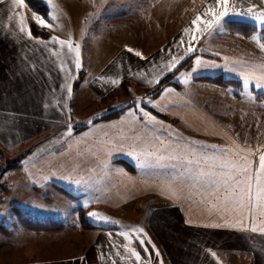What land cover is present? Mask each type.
I'll return each mask as SVG.
<instances>
[{
	"label": "crops",
	"instance_id": "crops-1",
	"mask_svg": "<svg viewBox=\"0 0 264 264\" xmlns=\"http://www.w3.org/2000/svg\"><path fill=\"white\" fill-rule=\"evenodd\" d=\"M53 1L62 9L59 14H69L63 4L69 0ZM179 1L155 0L156 7L150 8L151 0H120L127 10L111 8L104 18L105 10L97 12V18H108V28H101V22L94 29L80 30L75 39L68 31L47 28L55 12L48 0L41 6L24 0L23 7L14 0H0V149L16 161L14 169L0 177L6 179L5 197L14 198L7 204L13 216L6 227L0 225V235L11 234L15 244L28 242L20 245L26 258L14 264H149L138 243L139 230L146 243L150 241V264H264V235L251 231L253 225L264 227V207L255 201L264 122L235 123L231 108L219 103L211 107L214 95L199 94L208 87L235 85L195 78L221 75L237 80V88L247 80L255 92L257 83L264 84L261 34V46L253 50L246 43L251 33L243 37L229 31L225 18L216 23L215 15L223 11L218 0L201 1L183 22L167 30L171 3ZM230 6L257 21L264 12L262 0H229ZM215 26L221 30L214 31ZM219 40L221 47H216ZM189 46L194 54L190 64L175 73L176 85L146 96L143 90L173 70V57L178 66L190 54ZM258 94L264 91L255 97ZM129 95L132 104L118 115L96 119L107 112L108 104L129 102ZM137 109L154 119H141ZM147 152L192 159L193 164L181 161L176 168L159 167L154 158H146ZM204 159L210 163H196ZM245 163L253 177V207L249 211L246 206L241 215L233 189L243 188L247 180L233 169ZM259 184L264 191V175ZM52 198L60 205L56 208L72 209L77 220L80 209L86 218L94 211L109 212L113 221L93 224L88 219L92 227L83 228L88 230L75 247L73 233V240L65 242V223L46 207ZM225 204L231 210L225 211ZM13 209L55 220L61 227L52 231L21 227ZM122 216L129 221L125 227L114 223ZM239 219L243 227L235 224ZM42 242L48 248L45 245L40 254ZM132 251L140 253L139 262Z\"/></svg>",
	"mask_w": 264,
	"mask_h": 264
},
{
	"label": "rangeland",
	"instance_id": "rangeland-1",
	"mask_svg": "<svg viewBox=\"0 0 264 264\" xmlns=\"http://www.w3.org/2000/svg\"><path fill=\"white\" fill-rule=\"evenodd\" d=\"M27 2L30 3V5L33 3L36 6L43 4L41 1L42 0H26ZM52 1V2H51ZM70 2L68 3H63L64 6L67 5L69 9V14H59V11L62 9H59L56 7L55 4L57 2L53 0H48V5L50 8V11H55L50 14V18L52 23L47 24V28L53 29L55 31H68V34L71 37H74L75 39L77 36H79V31L80 30H87L89 27L91 29H94V27L98 26L101 22V28L105 26L109 27V20L107 19H100V17L97 18V15L99 11H104V13L101 14V17L104 18L106 13H109L112 9L114 10H127V6H120L118 2L120 0H69ZM203 0H180L176 5L171 3V12L167 14V30H170L171 26L172 28L174 25L180 22H183L189 15V13L192 10H195L196 7L199 5L200 2ZM95 3V8H93L92 5ZM102 3V4H100ZM167 3V2H166ZM62 6V3H60ZM115 5V6H114ZM41 6V5H40ZM67 6H65L67 8ZM82 6H86V10L82 8ZM175 6V8H174ZM155 0H151L150 3V8H155ZM231 8H228V13L229 15L225 16L224 18L226 20H231L233 18L239 19L240 21H247V22H252L253 24L257 25L258 27L260 26L257 20H254L249 17L241 16V15H236L233 13H238L237 9L233 6H230ZM145 16H147L146 12H143ZM110 17V16H109ZM182 19V21L180 20ZM66 22V24H63ZM69 23V24H68ZM176 23V24H175ZM69 27H66V26ZM214 31L221 30V27H214ZM168 32V31H167ZM260 32L256 31L251 33V37L247 39L246 43L247 46L252 47L253 50L254 48L258 50L260 43L258 41V38L260 36ZM219 44V45H218ZM215 45H218L216 47H221V41H215ZM249 47V48H250ZM264 50V47H262ZM194 53H190L187 55L183 60L180 62L182 63L186 58L191 56ZM182 81V79H180ZM124 85V81L121 82ZM126 88V86H124ZM124 88V89H125ZM123 89V91H124ZM146 90H143L144 93H146ZM264 91V90H259V88H256L255 92H251L250 88L247 86L245 87L244 85L241 88H237L235 86H227L226 88L223 89H216V88H211L208 87L207 89H202L199 90V94H207V95H214L212 98L213 101L209 103V105L212 107L216 103H219V107H229L230 109V118L232 121L240 123H259V122H264V97H255V94ZM119 95L126 96L128 93H119ZM106 96V95H105ZM129 99L127 103H115V104H108L107 105V112L116 109L124 104L130 103V101H133L132 95L127 96ZM104 100V98H102ZM106 101V100H105ZM104 101V102H105ZM108 102V101H107ZM106 103V102H105ZM132 104V103H130ZM118 105V106H117ZM117 106V107H115ZM105 112V113H107ZM104 113V114H105ZM239 119V121H238ZM57 145H61L59 142ZM51 146H55L54 143L51 144ZM8 152L1 150L0 149V177L3 172L6 173V171L13 170V166L15 165V159L14 158H8ZM21 165V163H20ZM13 180V179H12ZM4 182H6V179L4 178L3 181H0V225L3 227H6V224H8L9 219L12 218V214L9 211V208L7 206L8 202L13 200L14 198L10 194L8 198L5 197V192H4ZM15 193V192H14ZM2 199V200H1ZM55 198H52V201L46 206L48 209H51L52 212H50L51 215H53L56 218H59L61 221L65 223L64 229L62 231V234H64L63 240L65 242L71 241L74 238V241H71V243H75V247L78 245V241H82L84 239L83 237V232L84 230L88 229H83L79 226L77 217L74 213V211L71 209L68 210L67 207L64 208H56L60 206L58 203L54 202ZM40 204V203H39ZM49 213V212H48ZM93 213H96L100 218L102 219H96L94 217L88 216L89 213H87V216L90 220L91 223L93 224H108L110 221H113V216L109 212H103V211H94ZM122 219H117L114 223L118 225L119 227H125L129 223V221H125L124 216L121 217ZM136 225V221H133V227ZM66 232V234H65ZM72 233H73V238H72ZM85 236V235H84ZM44 238V237H43ZM50 241L53 240L54 238L49 236ZM14 237H11V234H2L0 235V264H5V263H10L14 264L13 261H20V259L26 258V254L22 253L20 251V245L26 247L28 246L27 243H19L17 242L16 244L13 242ZM44 240L45 239H39ZM70 243V244H71ZM46 245V248H48V245ZM43 242L39 246V253L41 254L42 248L45 246ZM55 253H61V252H55ZM54 253V254H55ZM39 254V255H40ZM16 257V258H15Z\"/></svg>",
	"mask_w": 264,
	"mask_h": 264
},
{
	"label": "snow or ice",
	"instance_id": "snow-or-ice-1",
	"mask_svg": "<svg viewBox=\"0 0 264 264\" xmlns=\"http://www.w3.org/2000/svg\"><path fill=\"white\" fill-rule=\"evenodd\" d=\"M262 2H264V0H262ZM14 4L19 6V7H23L24 6V0H14ZM218 4L223 9V11H220L219 13H217L215 15L216 23H220V21L225 16L229 15V13H228L229 0H218ZM254 7L255 6H253V8ZM253 8H249L247 10V12L248 13H252L253 12ZM233 14L245 15L247 13L241 12V13H233ZM256 18L260 21L261 24H264V12H261L259 14V16L256 17ZM198 20H200L199 16L196 18V21H193V24L195 25ZM22 22H23V18H21V23ZM39 22L41 23V25L44 24V21L42 19ZM209 27H211V23L209 24ZM20 30L22 32L25 31V29L23 27H21ZM28 35L31 36V33L29 32ZM59 43L61 45H63L64 41H60ZM181 43H183V41H181ZM67 47H68L69 51H71L72 45L69 44ZM127 50L129 52L133 51L131 48H129ZM193 51H194V48L189 46L188 52L191 53ZM76 55H77V57L79 56L78 48L76 50ZM135 55L136 56H141V53L140 52H136ZM177 63H178V61L176 60L175 57H173V62L170 64V68L175 69L176 66H177ZM75 68L76 69L80 68V63H79L78 59H77V61L75 63ZM111 82L112 83H116L115 80H113ZM244 86L245 87L248 86V81L247 80L244 81ZM256 87L257 88H264V84L257 83ZM68 91L70 92L71 89L69 88ZM137 111H139L141 113V116H140L141 119H143L144 117H149V113L144 111L143 109H137ZM149 119H154V118L153 117H149ZM89 123L91 124L92 122L89 121ZM68 132H69V134H71V128L68 129ZM178 142L179 141H177V143ZM145 155H146V158L147 157L154 158L155 165L159 166V167L171 166L173 168H176V167L180 166V162L181 161H183V163H185L186 165H192L193 164V160L192 159H185V158H182L180 156H165L163 153H154V152H147ZM165 161H168V163H165ZM196 163L197 164H200V163L208 164V163H210V161L207 160V159H204L202 161H196ZM233 171H237V172L243 174L245 176V179L247 180V184L243 188H240V186L237 185V188L233 189L234 192L238 193V199H236L235 203L239 207V209L241 211V215H243V211H244L246 206H247L249 211H251V209L253 207V194H252V187H251L253 177L249 175V167H248L247 163H245L243 165L236 166L233 169ZM261 175H264V154H261L259 156V174L255 176V180L257 181V189H258L257 192H256L255 201L261 207H264V191L260 190V184H259ZM224 210L225 211H229L231 209H229L228 205L225 204L224 205ZM89 216L90 217H94L96 219H102L96 213H89ZM235 224H240L243 227V219L236 220ZM235 224H233V225L225 224L224 226H226V227L227 226H233L234 227ZM220 226L221 225H213V227H220ZM251 231L252 232H259L260 234L264 235V227H260L258 229L255 225H253L251 227ZM139 232H140V236L138 237V243H139L140 247L142 248V250L147 254V259H148L149 264H150L151 256H152V253L149 252V247H148V244L150 243V241L146 243L142 230H139ZM153 248H154V246H153ZM132 255L135 257V260L137 262H139L141 260V255H140L139 252L132 251ZM212 255L215 256V253H212ZM155 256L159 257L158 250H155Z\"/></svg>",
	"mask_w": 264,
	"mask_h": 264
},
{
	"label": "trees",
	"instance_id": "trees-1",
	"mask_svg": "<svg viewBox=\"0 0 264 264\" xmlns=\"http://www.w3.org/2000/svg\"><path fill=\"white\" fill-rule=\"evenodd\" d=\"M40 9V8H38ZM225 27L231 31L235 32L243 37L248 36L250 33H253L255 31H259L261 33V41L264 44V28L258 27L257 25L253 24L252 22L247 21H235V20H227L224 23ZM33 32H36L35 29H32ZM193 55V54H192ZM192 55L186 58L182 63H180L175 69L172 71L166 73L164 76H162L158 82L148 90H146L145 95L146 96H154L156 95L164 86L172 84L176 85V83L173 80V77L175 73L181 69L182 67H187L191 60ZM196 79H209L211 81H214L216 83L226 85V84H232V85H239L238 81L232 78H224L221 75H214V76H195ZM259 97H264V94H258ZM131 104H124L116 109H113L105 114H102L101 116L97 117L96 119H105V118H111L113 116H116L126 107L130 106ZM84 127V126H82ZM79 128V127H78ZM77 128V129H78ZM14 215L16 217V221L19 226L35 230V231H52L56 230L59 227H61V223L56 222L52 219H39L34 218L29 215H22L18 210L13 209ZM78 221L82 228H90L92 227V224L88 221V219L85 217L84 212L82 210H78Z\"/></svg>",
	"mask_w": 264,
	"mask_h": 264
}]
</instances>
